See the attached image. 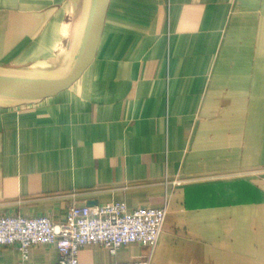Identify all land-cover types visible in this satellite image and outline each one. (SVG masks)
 I'll list each match as a JSON object with an SVG mask.
<instances>
[{"label":"crops","instance_id":"1","mask_svg":"<svg viewBox=\"0 0 264 264\" xmlns=\"http://www.w3.org/2000/svg\"><path fill=\"white\" fill-rule=\"evenodd\" d=\"M68 1L0 0V68L54 50ZM95 56L68 89L0 106V216L166 207L152 251L90 245L80 263L264 264V0H110ZM57 260L34 246L28 264Z\"/></svg>","mask_w":264,"mask_h":264},{"label":"built area","instance_id":"2","mask_svg":"<svg viewBox=\"0 0 264 264\" xmlns=\"http://www.w3.org/2000/svg\"><path fill=\"white\" fill-rule=\"evenodd\" d=\"M167 216L166 207L128 210L125 202L96 206L71 204L65 220L54 223L45 216H0V249L14 246L20 254L18 264H28L34 246H53L56 264H81L79 253L86 246H98L111 255L125 246L156 247ZM119 264H150L139 258Z\"/></svg>","mask_w":264,"mask_h":264},{"label":"water","instance_id":"3","mask_svg":"<svg viewBox=\"0 0 264 264\" xmlns=\"http://www.w3.org/2000/svg\"><path fill=\"white\" fill-rule=\"evenodd\" d=\"M110 0H86L72 58L56 71L25 73L0 68V106L39 101L68 89L89 66L102 34Z\"/></svg>","mask_w":264,"mask_h":264},{"label":"bare ground","instance_id":"4","mask_svg":"<svg viewBox=\"0 0 264 264\" xmlns=\"http://www.w3.org/2000/svg\"><path fill=\"white\" fill-rule=\"evenodd\" d=\"M80 7L81 0H69L64 6L63 11L65 18L62 22L58 24L55 35L56 44L54 47L55 54L62 59L64 58L66 45L71 33L73 23L79 16ZM60 67L61 65L53 69H47V67H34V69L29 73H45L50 71H56Z\"/></svg>","mask_w":264,"mask_h":264},{"label":"rangeland","instance_id":"5","mask_svg":"<svg viewBox=\"0 0 264 264\" xmlns=\"http://www.w3.org/2000/svg\"><path fill=\"white\" fill-rule=\"evenodd\" d=\"M86 0H81V7H80V12H79V20L80 21V16L82 14L83 8H84V4H85ZM65 5H63L64 8ZM61 8V7H60ZM63 11V10H62ZM54 35H56V29L54 31ZM77 34H78V24H77V31L74 34V40H73V46L72 47V52L71 55L69 56V58L62 59L60 57H58V55L55 54V51L52 50L51 47L47 48H43V52L39 55V57L37 56V58L39 59H33V61L29 60L27 64L23 65V67H25L26 69H30L29 72H31L34 67H47V69H53L56 67H59L62 64H65L64 62L70 60L72 58V55L74 53L75 50V46H76V39H77ZM97 57L94 56L93 59L91 60L90 65L94 64L96 61ZM82 81V80H81Z\"/></svg>","mask_w":264,"mask_h":264}]
</instances>
